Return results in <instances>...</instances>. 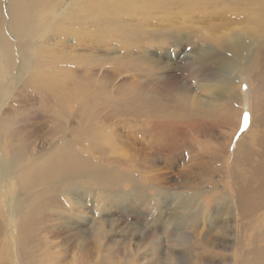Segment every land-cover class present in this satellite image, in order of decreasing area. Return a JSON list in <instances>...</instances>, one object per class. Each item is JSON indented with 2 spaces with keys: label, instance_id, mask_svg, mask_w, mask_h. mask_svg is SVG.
Returning <instances> with one entry per match:
<instances>
[{
  "label": "rangeland",
  "instance_id": "rangeland-1",
  "mask_svg": "<svg viewBox=\"0 0 264 264\" xmlns=\"http://www.w3.org/2000/svg\"><path fill=\"white\" fill-rule=\"evenodd\" d=\"M140 1L146 12H152L153 4L158 2L151 0L150 9L149 0ZM192 1L186 0L192 13H187L186 23L181 21L180 33L184 38L187 34L196 33L194 45L183 39L176 51L165 45L160 51L150 53L152 59L158 56L169 63L166 71L148 69L140 73V79L134 76L132 62L125 63L132 50L130 38L134 33H141L147 22L137 20L141 15L121 13L116 8L104 14L107 6L103 0H96L90 8H97L102 19L82 20L69 27V32L60 29L43 38L27 41L23 55L26 59L22 61L14 55L15 67L21 64L23 69H16L20 75L12 68L9 70L10 65H0V159L7 163L18 148L25 149L17 165L25 176L22 177L23 188L35 181L36 184L45 183L41 181L43 173L50 175L63 170L131 173V132L134 129L131 124L132 101L128 102L131 89H142L143 80L147 78L163 89L173 88L171 92L177 93V89L186 87L185 80H192L177 67L176 59L180 54L205 47L213 30L219 35L239 31L263 8L250 0ZM72 12L77 16L81 14L76 8H72ZM79 29L85 33L76 37ZM260 62L255 73L243 70L234 74L238 89L233 91V96L240 101V118L236 115L226 121L224 117L221 120L217 117L211 127L196 125L189 145L184 143L174 153L148 156L143 169L146 166L148 172L168 177L169 184L170 177L175 178L182 171L185 173L183 176L187 175L196 182L198 190L208 189L207 183L208 187L215 183L212 186L215 187L221 174L218 170L225 165L229 173L232 152L243 135L248 148H251L252 165H248L247 171L251 172L258 163L264 168V59ZM202 83L205 82L200 80L197 82L199 85H195L191 81L188 85L197 93L196 89ZM252 87L255 89L253 94ZM200 90L202 97L210 96L207 89ZM62 111H68L65 120L60 115ZM59 121V131L55 133L52 130ZM63 122L65 124L61 125ZM84 126L90 128L83 132L75 130ZM225 135L232 136L227 143ZM63 139L71 141L68 151L60 146ZM38 151H41L42 158L37 159L40 156L35 155ZM208 154L215 159L205 158ZM67 155H75L76 159H61ZM189 165L195 167L191 169ZM210 172L214 179L208 178ZM247 174L252 181L253 194H230L233 199L238 195L249 196L248 202H242L240 213L234 210L231 215L219 216L212 202L215 199L204 194L208 203V208L203 210L205 216L193 217L191 221L187 217L177 218L171 225L167 224L165 217L172 208V195L159 198L155 206L152 199L147 200L149 203L146 205L139 203V198H135L139 194H115L113 190H120V182V185L108 187L109 190L97 181L84 183L91 188L87 192L91 194H80L84 186L70 180L61 181L56 194L46 196L41 188L34 191V196L42 203L40 214L43 218L34 216L38 223L26 224L31 228L26 236V253L20 264H264L261 259V254H264V188L260 189L264 185V171L259 184L257 178ZM229 178H225V183L229 182L231 187ZM199 182L203 183L200 185ZM72 185V191L69 190L72 194H64L63 190ZM0 187V264H15L14 247L19 232L9 225L4 207L13 195L9 194L12 187L17 190L18 186L0 182ZM126 188L129 190L128 186ZM102 190L104 194L100 193ZM161 208L160 223L156 214ZM228 217L232 220L226 236L221 237L209 228L213 222L222 226ZM214 236L224 239V243L215 241Z\"/></svg>",
  "mask_w": 264,
  "mask_h": 264
},
{
  "label": "bare ground",
  "instance_id": "bare-ground-1",
  "mask_svg": "<svg viewBox=\"0 0 264 264\" xmlns=\"http://www.w3.org/2000/svg\"><path fill=\"white\" fill-rule=\"evenodd\" d=\"M84 1L85 0H0V65H10L11 67L9 70L12 68L15 73L20 75L21 72H18L16 69H23L21 64L15 67L16 62L14 61V55L18 56L22 61L26 59L23 55L27 41L43 38L60 29L64 32H69V27H72L82 20L94 19L98 21L103 18L102 15L97 14V8L90 10V8L95 5L94 2L96 0ZM150 1L151 0H149L151 9L152 4ZM250 1L263 7L260 8L258 13L252 16L254 19L253 21L243 25L241 29L238 27L240 29L239 31L236 30V32H231L228 35L225 33L223 35L216 34L217 31L213 33L214 30L213 32L209 31L211 33L210 35L208 34V44H206L210 45V47H206V45L203 48H198L197 51H192V53L190 51V53H182L176 59L178 69L190 75L193 84L199 85L197 82L200 80L205 82L202 83L200 87H197V93L193 91L192 86L188 85L191 82L190 80H185L186 87L177 89V93L175 94L171 92L173 88L165 90L154 82H150L147 78L145 81L143 80L144 86H142V89H139V87L136 90L131 89L129 94L130 99L128 101H132L133 111L131 124L133 125L132 128H134L131 132V141L133 143L132 154L130 155L133 167L131 173L123 171L114 174L101 171L99 174L89 171L63 170L56 171L50 175L43 173L41 181L44 180L45 183L36 184L35 181L30 183V185H24L23 188L22 177L25 176H22V170H20L21 168H17V165L20 163L25 149L18 148L14 157L7 163L3 159H0V182H5L6 184L11 182L18 186L17 190H14L12 187L11 193L9 192V194L13 195L7 199L5 202L6 207H4L6 209L4 212H6L9 225H12L15 230L19 232H17L18 242L16 243V247L13 246L15 248L14 252L16 259L13 257L15 259V264H20L22 257L26 253V236L31 228L27 227V223L35 222V217L37 215L41 216L39 217L40 219L43 218L40 214L42 203L35 198L34 191H38L42 188L46 196L47 194H56V192L59 191L58 184L63 180H70L82 185L84 183L85 185L89 184L91 181H97L100 185L104 186L105 189L113 186V184L117 186L118 182H120L121 186L127 185L129 190L127 188L125 189L127 186L124 188L120 186V190H113L115 194H120V196L125 192H129L132 196L134 194H139L135 196V198H139V203L144 205L149 203L147 200L152 199L154 202L153 205L156 206L159 198L162 199L163 196L172 195V208H169V213L167 217H165L167 224L170 225L172 221L177 218L187 217V220L191 221L193 217L203 215V210L208 208V203L205 202L206 198H204V194H210L211 199H215V201L212 202H214V209L219 216L221 214H225L226 216V214H230L234 210L240 213L242 202H248L249 196L245 195L242 197V195H238L233 199L230 194H253L254 190L251 187L252 181L248 178L249 174H247V172L250 173V176L257 178L259 184L262 182L261 175L264 171L261 163L253 166V168L250 167L252 169L251 172L247 171L248 165H252V159L249 150L251 148H248L245 135L238 141L232 152L231 165L228 167V169H230H227L229 173L226 171V167L224 168L225 165L218 170L221 174L218 175L219 178L217 182L219 183L215 187H212L215 183L209 187L207 183L208 189L203 187L198 190L196 182H194L191 177H187V175L183 176L185 173L182 171L181 175L180 172H178L179 174H176L175 178L171 176V183L169 184L167 182L168 177H164L162 174L148 172L149 168L144 166L143 169V165L148 156L174 153L178 151L180 146H183L184 143L189 145V143H191V133L198 124L211 127V125L215 124L212 123V121L216 120L217 117H219V120L224 117L226 121L227 119L231 120L236 115L240 118V101H238V97L233 96V91L235 90V92H237L238 89V80L234 74L243 70L254 72L258 64L261 63V59H264V0ZM103 2H105L107 6V8L104 9V14H108L111 9L116 8V10L121 13L141 15L137 20H145L147 22V24L143 25L144 28L141 33L132 34L130 38L132 44L130 58L125 62H132V67L135 70L134 76L137 78L139 77L138 79L141 78L140 73H144V71L148 69L166 71L169 67V63L167 64L162 61L158 56L152 59L150 56L152 51H160L165 45H170L171 49L176 51V49L182 45L183 39L189 41V44L194 45L195 43L194 36L196 33L187 34L185 38L180 33L182 32L181 21L183 20L186 23L188 21L186 18L187 13H192V8L186 0H158L156 4H153L154 10L152 12L144 11V7L140 0H103ZM72 8L78 9L81 14L77 16V13L72 12ZM184 13L186 14L183 18ZM137 20L135 19V21ZM205 23L209 24V22ZM202 28L205 27L203 26ZM84 33L85 32L79 29V32L75 36L81 37ZM211 45L213 46L211 47ZM171 52L172 51H170V53ZM28 57H30V55ZM19 81H21V79ZM200 88L207 89L209 92L208 95L211 97H202L199 94V91H201ZM251 92L252 94L255 92L254 87H252ZM253 106L254 105L250 107V112ZM60 115L65 120L69 114L68 111H62ZM57 124L60 125V121L55 124L54 130H52L55 133L56 130L59 129ZM64 124L65 122L61 125ZM88 128L90 127L84 126L75 130L83 132ZM182 135H185V137H182ZM230 135H225L226 143L230 141L232 137H230ZM69 142L71 141L63 139L60 146L68 151L70 148ZM111 148L112 147H110V149ZM195 149L196 148H194V150ZM40 152L41 151H38L35 154L36 156L40 155L37 159L42 158ZM224 152L226 153L225 150ZM69 157H74V159H76L75 155H67L65 158L61 159L66 160ZM210 157L215 159L211 154L206 155L205 158ZM222 158L223 157H221V159ZM142 160L143 162H141ZM195 166L189 165L191 169ZM211 172L208 174V178L214 179V175L213 173L211 174ZM226 177H230V183H232L231 187L229 182L228 184L225 183ZM53 179L54 181H52ZM262 180H264V177ZM203 182H199V184L201 185ZM72 187L73 185L63 190L64 194H72L69 193V190L70 192L72 191ZM102 188L103 187H101V189ZM263 188L264 185H262L260 189ZM83 190L85 192L81 191L82 193L80 194H91V192L87 193L91 191V188L84 186ZM104 192V190L100 191L101 194H104ZM110 192H112V190ZM162 211L161 208V210L158 209L157 214L155 213L157 215L156 220H159L160 223L162 220ZM30 218H33V221H31ZM236 219L237 217H235V223L237 221ZM230 220L232 219L229 217L228 220L225 219L222 226L214 225L213 222L209 228L218 232L221 237L226 236ZM26 228H28V230ZM215 241L223 244L225 240L222 238L219 240L218 237H215ZM261 259L264 260L263 253L261 254ZM241 264L244 263L242 262Z\"/></svg>",
  "mask_w": 264,
  "mask_h": 264
}]
</instances>
